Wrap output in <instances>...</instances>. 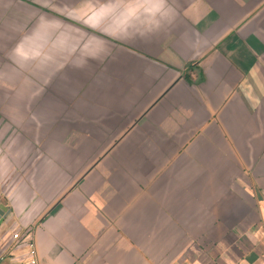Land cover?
Segmentation results:
<instances>
[{"label":"crops","instance_id":"0c3cea01","mask_svg":"<svg viewBox=\"0 0 264 264\" xmlns=\"http://www.w3.org/2000/svg\"><path fill=\"white\" fill-rule=\"evenodd\" d=\"M3 1L62 105L0 109V264H264V0Z\"/></svg>","mask_w":264,"mask_h":264},{"label":"rangeland","instance_id":"374dc122","mask_svg":"<svg viewBox=\"0 0 264 264\" xmlns=\"http://www.w3.org/2000/svg\"><path fill=\"white\" fill-rule=\"evenodd\" d=\"M15 4L9 5L0 0V8L4 10V8L10 7L14 12L13 16H9L12 17L11 19L5 20L4 12L0 11V109H3V113L8 114L10 119L19 120L23 117L29 119L30 126L26 129L30 133L40 136L37 140L42 142L40 143L42 150H50L49 134L51 132L53 134L54 131L52 126L54 113H59L54 108L58 105L60 109L62 102L59 100V96L55 94L37 93L34 92L35 89H25L20 84L23 71L27 73L31 69H28L27 59L36 58L43 53L41 49L28 45L31 39L36 37L35 33L32 35V32L35 31L31 33L28 31L29 23H31L34 14L28 13L19 7L20 5ZM79 99H83V97L80 96ZM10 104L14 105L15 108L17 105H23L26 106V109L24 108L25 111H18L10 107ZM42 122L47 123V125L38 126ZM60 128L62 127H58V129ZM109 145H111L109 142H95V154L104 152ZM84 162L87 165L89 159H85ZM86 165H80L79 175Z\"/></svg>","mask_w":264,"mask_h":264},{"label":"built area","instance_id":"2783aa9c","mask_svg":"<svg viewBox=\"0 0 264 264\" xmlns=\"http://www.w3.org/2000/svg\"><path fill=\"white\" fill-rule=\"evenodd\" d=\"M14 239L21 241L28 249V258L22 264H39L37 248L31 232L27 231L22 236L20 234H15Z\"/></svg>","mask_w":264,"mask_h":264},{"label":"water","instance_id":"95a60500","mask_svg":"<svg viewBox=\"0 0 264 264\" xmlns=\"http://www.w3.org/2000/svg\"><path fill=\"white\" fill-rule=\"evenodd\" d=\"M9 215L7 208L4 205H0V227L7 219V216Z\"/></svg>","mask_w":264,"mask_h":264}]
</instances>
